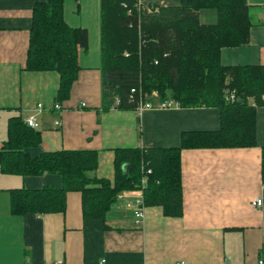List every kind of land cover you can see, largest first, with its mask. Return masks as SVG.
<instances>
[{"label": "crops", "instance_id": "1", "mask_svg": "<svg viewBox=\"0 0 264 264\" xmlns=\"http://www.w3.org/2000/svg\"><path fill=\"white\" fill-rule=\"evenodd\" d=\"M45 1L0 0V147L10 117L34 118L41 145L30 155L95 150V176L113 181L115 149L177 147L182 132L219 128L215 108L101 111L100 0H64L65 22L86 29L89 43L79 51L69 98L55 109L59 75L24 69L32 11ZM246 2L249 43L223 48L224 66L264 65V0ZM216 19L214 10L199 12L201 24ZM263 148L264 106L256 108L255 146L182 150V215L165 217L160 207H145L139 228L119 204L104 220L83 219L75 192L67 194L63 213L13 216L8 190L60 187L61 178L0 173V264H257L264 211L252 203L263 199Z\"/></svg>", "mask_w": 264, "mask_h": 264}, {"label": "trees", "instance_id": "2", "mask_svg": "<svg viewBox=\"0 0 264 264\" xmlns=\"http://www.w3.org/2000/svg\"><path fill=\"white\" fill-rule=\"evenodd\" d=\"M63 7L64 0H46L33 8L24 68L59 75L55 105L69 98L80 70L79 51H87L89 43L86 29L65 22ZM201 10H214L216 22L201 24ZM252 25L246 0H179L175 6L145 0L142 7H137V0H100L101 111H136L140 102L153 101L155 92L156 101L217 109L219 128L182 132L177 147L117 148L110 181L95 176V150L30 155L28 150L41 145L40 132L20 115L10 117L0 147V173L61 178L60 187L8 190L11 215L63 213L67 194L75 192L80 194L83 219L104 220L118 194L138 190L145 207H160L165 217H180L182 150L256 144V108L264 106V65L220 62L223 48L249 43Z\"/></svg>", "mask_w": 264, "mask_h": 264}, {"label": "built area", "instance_id": "3", "mask_svg": "<svg viewBox=\"0 0 264 264\" xmlns=\"http://www.w3.org/2000/svg\"><path fill=\"white\" fill-rule=\"evenodd\" d=\"M145 0H137V7H142ZM157 94L153 92L151 94V98L153 101H146L143 103H139L137 106L136 112L141 114L145 110H168L172 108H178V104L173 100L166 101H156ZM229 99L233 100V94L229 95ZM55 109H59V105H54ZM42 109V104H37V110ZM26 124L31 128H36L37 124L34 118H29L26 120ZM145 180L142 181L144 183ZM115 204H119L124 208V210L128 211L132 217L133 224L135 227L139 228L143 224L144 219V204L142 194L138 190L134 191H125L117 195ZM252 205L256 208L263 209V199L259 198L255 200ZM52 264H62L61 262H55ZM99 264H105V260H101ZM257 264H264V255L261 253L258 256Z\"/></svg>", "mask_w": 264, "mask_h": 264}, {"label": "rangeland", "instance_id": "4", "mask_svg": "<svg viewBox=\"0 0 264 264\" xmlns=\"http://www.w3.org/2000/svg\"><path fill=\"white\" fill-rule=\"evenodd\" d=\"M160 5L163 6H173V5H177L179 0H157Z\"/></svg>", "mask_w": 264, "mask_h": 264}]
</instances>
